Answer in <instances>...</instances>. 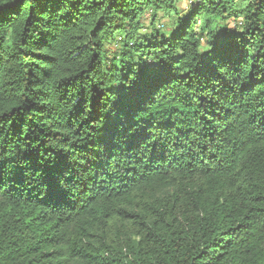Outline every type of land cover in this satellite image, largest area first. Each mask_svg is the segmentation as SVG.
I'll list each match as a JSON object with an SVG mask.
<instances>
[{"label": "trees", "instance_id": "obj_1", "mask_svg": "<svg viewBox=\"0 0 264 264\" xmlns=\"http://www.w3.org/2000/svg\"><path fill=\"white\" fill-rule=\"evenodd\" d=\"M183 1L0 0V264H264V0Z\"/></svg>", "mask_w": 264, "mask_h": 264}, {"label": "rangeland", "instance_id": "obj_2", "mask_svg": "<svg viewBox=\"0 0 264 264\" xmlns=\"http://www.w3.org/2000/svg\"><path fill=\"white\" fill-rule=\"evenodd\" d=\"M190 1V0H189ZM189 1H187V0H184L182 3H181V6L183 7V8H186V6L188 5V2ZM171 22V20L168 18V17H164V15H162L160 18H159V20L157 21V23H158V25L161 27V28H163V29H166V28H168L169 26H167L168 25V23H170ZM232 25V24H231Z\"/></svg>", "mask_w": 264, "mask_h": 264}]
</instances>
